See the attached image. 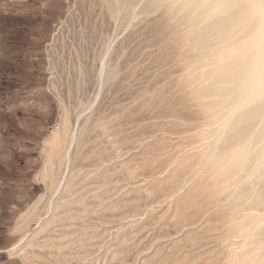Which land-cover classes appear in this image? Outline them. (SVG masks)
<instances>
[{
	"label": "rangeland",
	"instance_id": "1",
	"mask_svg": "<svg viewBox=\"0 0 264 264\" xmlns=\"http://www.w3.org/2000/svg\"><path fill=\"white\" fill-rule=\"evenodd\" d=\"M157 1L0 0V264H232L246 249L202 149L219 113L195 104L199 58Z\"/></svg>",
	"mask_w": 264,
	"mask_h": 264
},
{
	"label": "bare ground",
	"instance_id": "2",
	"mask_svg": "<svg viewBox=\"0 0 264 264\" xmlns=\"http://www.w3.org/2000/svg\"><path fill=\"white\" fill-rule=\"evenodd\" d=\"M159 1L163 2V0H158L157 3ZM171 2L172 4L169 3L171 7L172 5L174 7L173 12L180 15L178 16L179 21L177 20L179 28H186L182 33L186 36L183 35V39L184 37L188 39L190 51L200 59V46L204 38V26L202 25L201 16L196 6L200 3L207 2V0H171ZM192 53L188 54L193 55ZM195 55H193L192 58ZM192 58L190 60H192ZM194 59L195 61L193 62L197 60L198 62H196L192 68L188 65V68L190 66L191 69L190 71L187 70L189 74L187 73L188 77L185 75L186 81L195 80L194 82H197L196 80H198L197 84L195 83L196 88L193 91L194 99H196V103H194L205 115L213 118L220 113V105L214 97L212 83H210L206 75L200 71L201 59L200 61L199 59L196 60V57ZM183 60H185V58ZM193 62L190 63L193 64ZM181 77L184 76L182 75ZM186 81H183V83H186ZM190 89H192V86L189 90ZM214 138V141L212 140L208 145L206 143L207 147H204L205 149L202 148L203 151H211L210 155L208 153L210 151L207 152L209 156L207 159V169L210 170V174L212 173L211 177L212 175L213 177L211 178L210 175L206 176L212 179L210 184L216 188V190H214L215 194L229 188L233 189L234 195L232 201L230 200L231 206H228L231 208L234 207L232 210L234 213H232L233 219H230V221L232 220L230 227L227 228L230 229L231 232L233 231L232 233H234V235H236L237 232L241 234L247 233V247L243 252L236 253L235 256H233L235 259L233 258L234 261L232 260V264H264V104L256 105L250 111L244 113L239 118L238 122L230 128H222L220 126ZM200 152L203 156L204 154L206 155V153H202V150ZM203 156L201 158H204ZM208 156L206 155L205 157L207 158ZM205 162L206 161H204L206 167ZM202 166L205 169L204 165ZM209 170L207 174H209ZM204 171H206V169ZM203 173L202 175H204ZM209 185L207 184V186ZM209 188H211V186ZM226 192L228 194V191ZM224 195L226 196V194ZM228 195L227 198H230ZM246 209L251 211L244 214ZM230 215L231 213H229V217L232 216ZM227 232L229 233L228 230ZM230 235L234 236L232 234ZM237 236H240V234ZM244 237L243 239H245Z\"/></svg>",
	"mask_w": 264,
	"mask_h": 264
},
{
	"label": "clouds",
	"instance_id": "3",
	"mask_svg": "<svg viewBox=\"0 0 264 264\" xmlns=\"http://www.w3.org/2000/svg\"><path fill=\"white\" fill-rule=\"evenodd\" d=\"M196 7L204 26L200 71L213 85L220 126L230 128L264 104V0H207Z\"/></svg>",
	"mask_w": 264,
	"mask_h": 264
}]
</instances>
